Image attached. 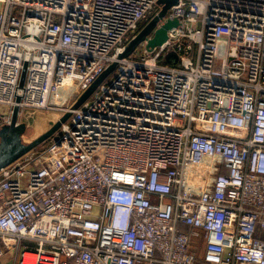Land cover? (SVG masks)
<instances>
[{"label": "built area", "instance_id": "1", "mask_svg": "<svg viewBox=\"0 0 264 264\" xmlns=\"http://www.w3.org/2000/svg\"><path fill=\"white\" fill-rule=\"evenodd\" d=\"M160 7L0 0V128L71 112L0 171V259L264 264V0H178L164 45L118 58Z\"/></svg>", "mask_w": 264, "mask_h": 264}, {"label": "water", "instance_id": "2", "mask_svg": "<svg viewBox=\"0 0 264 264\" xmlns=\"http://www.w3.org/2000/svg\"><path fill=\"white\" fill-rule=\"evenodd\" d=\"M178 0H158L160 9L140 28V30L129 40L125 49L118 55V58L132 55L137 48L145 43L148 50H153L158 46H162L169 38V30L180 24L179 18L166 17L169 8L177 3ZM27 65V62L25 63ZM117 66V60H114L109 66L92 82V84L79 96L82 103L97 89V87L110 76ZM26 79V66L21 75L20 86H24ZM20 100V97L18 98ZM19 106L15 105L12 113V123L3 124L0 128V171L2 168L12 164L14 161L22 157L28 151L34 149L41 143L52 137L65 122L71 112H66L58 120L53 121L49 129L31 140L23 141V134L26 131L27 124L18 122Z\"/></svg>", "mask_w": 264, "mask_h": 264}, {"label": "rangeland", "instance_id": "3", "mask_svg": "<svg viewBox=\"0 0 264 264\" xmlns=\"http://www.w3.org/2000/svg\"><path fill=\"white\" fill-rule=\"evenodd\" d=\"M72 104L75 105L76 107L81 105L79 96L72 97ZM60 114L61 112L58 109H52V110L51 109L38 110L36 108H29L27 110L24 109L19 115L20 122H25L27 124L26 131L22 136L23 141L30 142L31 140H33L34 138L45 132L47 129L50 128V126L52 125L51 123L53 121L59 119ZM54 135H56V133ZM54 135L50 137L48 140H46L47 144L54 137ZM46 143L44 142L45 146Z\"/></svg>", "mask_w": 264, "mask_h": 264}, {"label": "trees", "instance_id": "4", "mask_svg": "<svg viewBox=\"0 0 264 264\" xmlns=\"http://www.w3.org/2000/svg\"><path fill=\"white\" fill-rule=\"evenodd\" d=\"M156 11V10H155ZM155 13V12H154ZM154 13L153 14H151L150 15V17L147 19V20H145V21H143L141 24H140V28H142L144 25H145V23L154 15ZM178 60H179V58H178V55L176 54V53H174V52H168L162 59H161V61L162 62H164V63H171V62H175V63H178ZM47 141H45V143H46ZM42 146H44V142L43 143H41L40 145H38L37 147H35L34 149H39V148H41Z\"/></svg>", "mask_w": 264, "mask_h": 264}, {"label": "crops", "instance_id": "5", "mask_svg": "<svg viewBox=\"0 0 264 264\" xmlns=\"http://www.w3.org/2000/svg\"><path fill=\"white\" fill-rule=\"evenodd\" d=\"M12 253L6 254L2 259H0V264H14V258Z\"/></svg>", "mask_w": 264, "mask_h": 264}, {"label": "bare ground", "instance_id": "6", "mask_svg": "<svg viewBox=\"0 0 264 264\" xmlns=\"http://www.w3.org/2000/svg\"><path fill=\"white\" fill-rule=\"evenodd\" d=\"M69 99H67L65 102H67Z\"/></svg>", "mask_w": 264, "mask_h": 264}]
</instances>
